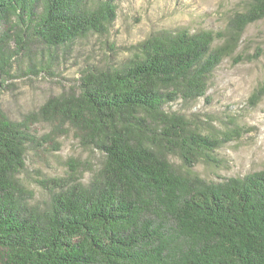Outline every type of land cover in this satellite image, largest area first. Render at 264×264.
<instances>
[{
	"label": "trees",
	"instance_id": "obj_1",
	"mask_svg": "<svg viewBox=\"0 0 264 264\" xmlns=\"http://www.w3.org/2000/svg\"><path fill=\"white\" fill-rule=\"evenodd\" d=\"M115 17V0H0V88L33 43L57 54L104 35ZM263 17L264 0H244L220 31H152L124 60L80 67L74 88L20 121L0 107V264H264V170L209 181L191 168L241 129L205 134L171 109L203 97ZM39 121L48 133L32 131ZM63 128L101 165L86 183L74 173L40 180L48 198L34 203L19 177L26 153L55 144Z\"/></svg>",
	"mask_w": 264,
	"mask_h": 264
},
{
	"label": "rangeland",
	"instance_id": "obj_2",
	"mask_svg": "<svg viewBox=\"0 0 264 264\" xmlns=\"http://www.w3.org/2000/svg\"><path fill=\"white\" fill-rule=\"evenodd\" d=\"M243 1L115 0L116 17L104 35H89L57 54L33 43L30 51L12 65V76L3 82L0 107L10 120L20 121L36 113L48 98L74 88L76 72L86 63L124 60L131 55L133 45L160 29L184 26L220 31L233 12L242 9ZM38 59L53 62L48 73L25 74L27 65L37 64ZM171 109L184 112L205 134L221 137L222 131L241 129L239 136L234 134L214 148V160L201 158L191 167L202 178L211 181L264 170V17L245 27L233 52L212 72L203 97L191 102L178 100ZM31 129L43 135L50 126L39 121ZM54 138L55 144H41L26 153L19 175L34 203L48 198L40 180L74 173L86 183L102 162L100 152L82 145L73 130L63 128ZM171 159L180 167V160Z\"/></svg>",
	"mask_w": 264,
	"mask_h": 264
}]
</instances>
